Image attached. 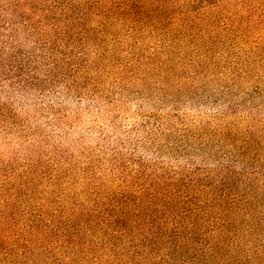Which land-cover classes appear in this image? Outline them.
Here are the masks:
<instances>
[{"label": "rangeland", "instance_id": "374dc122", "mask_svg": "<svg viewBox=\"0 0 264 264\" xmlns=\"http://www.w3.org/2000/svg\"><path fill=\"white\" fill-rule=\"evenodd\" d=\"M109 2L0 0V264L95 191L243 169L264 126L263 80L195 74L189 56L150 70L158 43L110 29Z\"/></svg>", "mask_w": 264, "mask_h": 264}, {"label": "trees", "instance_id": "16d2710c", "mask_svg": "<svg viewBox=\"0 0 264 264\" xmlns=\"http://www.w3.org/2000/svg\"><path fill=\"white\" fill-rule=\"evenodd\" d=\"M95 7L137 45L158 43L152 71L175 72L189 56L195 74L234 86L264 81V0H110ZM238 152L241 170L160 175L95 191L91 202L10 248L8 264H264V126L247 131Z\"/></svg>", "mask_w": 264, "mask_h": 264}]
</instances>
